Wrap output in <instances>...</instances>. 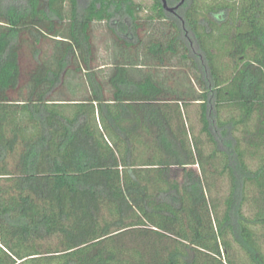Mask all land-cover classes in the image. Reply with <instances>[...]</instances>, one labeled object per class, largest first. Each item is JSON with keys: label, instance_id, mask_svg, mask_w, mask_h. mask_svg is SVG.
Segmentation results:
<instances>
[{"label": "trees", "instance_id": "1", "mask_svg": "<svg viewBox=\"0 0 264 264\" xmlns=\"http://www.w3.org/2000/svg\"><path fill=\"white\" fill-rule=\"evenodd\" d=\"M171 1L0 0V264H264V0Z\"/></svg>", "mask_w": 264, "mask_h": 264}, {"label": "rangeland", "instance_id": "2", "mask_svg": "<svg viewBox=\"0 0 264 264\" xmlns=\"http://www.w3.org/2000/svg\"><path fill=\"white\" fill-rule=\"evenodd\" d=\"M135 3L139 4L142 8L141 17H151L154 18L157 12L158 6L155 3V0H132ZM171 1V0H170ZM204 1V5L211 2V0H199ZM86 0H78L79 6H84ZM167 6L169 8H174V2L168 3L166 0ZM172 2V1H171ZM202 3V2H201ZM206 3V4H205ZM203 4V3H202ZM67 7V6H66ZM169 13V12H167ZM178 17V12L169 13ZM92 35H93V44L95 47V55H96V66L97 71L103 77H106L113 66L114 63L119 59V52L117 47L114 44V41L104 23L95 22L92 26ZM129 74L135 78L139 79L141 74V69L135 67L133 65L127 66ZM159 79L164 83L170 82L172 90H178L180 92H186L191 94L192 88L189 82V79L186 75L178 73V69L172 68L171 70H158ZM174 72V75H171L170 72ZM65 92L71 99L80 98L83 95V84H82V77L76 75H70L68 77ZM166 91H170L169 88L166 86ZM193 108H190L192 110Z\"/></svg>", "mask_w": 264, "mask_h": 264}, {"label": "water", "instance_id": "3", "mask_svg": "<svg viewBox=\"0 0 264 264\" xmlns=\"http://www.w3.org/2000/svg\"><path fill=\"white\" fill-rule=\"evenodd\" d=\"M160 2H161V4H162V8H163L165 11L169 12V13L174 12V10L177 8V7L169 8V7L167 6V2H166V0H160ZM183 2H184V0H181L180 4H182Z\"/></svg>", "mask_w": 264, "mask_h": 264}]
</instances>
